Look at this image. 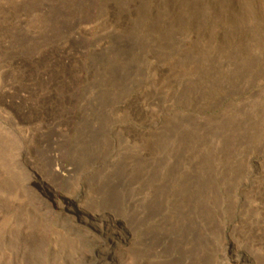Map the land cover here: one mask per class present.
Segmentation results:
<instances>
[{
  "label": "rangeland",
  "instance_id": "1",
  "mask_svg": "<svg viewBox=\"0 0 264 264\" xmlns=\"http://www.w3.org/2000/svg\"><path fill=\"white\" fill-rule=\"evenodd\" d=\"M34 176L120 221L124 264H264V0H0V264L1 225L86 264L24 242Z\"/></svg>",
  "mask_w": 264,
  "mask_h": 264
},
{
  "label": "bare ground",
  "instance_id": "2",
  "mask_svg": "<svg viewBox=\"0 0 264 264\" xmlns=\"http://www.w3.org/2000/svg\"><path fill=\"white\" fill-rule=\"evenodd\" d=\"M48 159L50 168L55 167V178L65 179L67 175L69 176L70 170L59 162L54 152ZM10 184L14 185L12 179ZM22 189H29L35 193V200H22L23 212L27 219L38 223L35 233L22 237L25 243L38 239L46 234L45 231H49L53 232L55 241L58 238L71 241L76 239V245H88L86 264H124L126 252L122 247L130 248V243L127 241L120 221L81 207L75 200L58 194L49 186L46 187L37 176L31 177L30 182L22 186ZM20 240L19 233L1 225V264H30L26 250H23V245H19ZM20 255L22 259L19 262Z\"/></svg>",
  "mask_w": 264,
  "mask_h": 264
}]
</instances>
